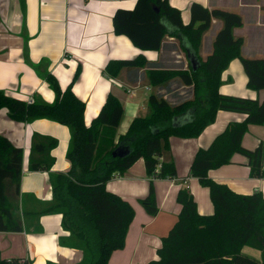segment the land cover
Returning <instances> with one entry per match:
<instances>
[{
  "label": "crops",
  "instance_id": "1",
  "mask_svg": "<svg viewBox=\"0 0 264 264\" xmlns=\"http://www.w3.org/2000/svg\"><path fill=\"white\" fill-rule=\"evenodd\" d=\"M180 11L182 23L190 22V7L197 3L208 10L222 9L240 15L242 26L233 30L235 38L243 39L242 50L249 38L264 42V0H167ZM136 0H0V90L6 95L28 103L29 99L51 104L55 95L44 79L53 75L64 90L78 70L72 85L74 95L85 104L84 123L89 126L99 114L109 93L120 101L123 115L116 138L124 135L136 117L147 112V100L154 95L179 105L194 99V85H185L178 77L153 86L147 72L152 69L190 72L188 58L196 68L199 61L184 39L165 36L158 51H141L125 36L116 35L112 17L117 9L131 10ZM222 21L212 24L201 37L198 57L205 61L212 53L213 42ZM209 38V41L206 39ZM142 56L147 64L143 68H122L116 77H109L105 68L109 62L135 59ZM249 59L264 58L245 54ZM221 74L219 93L259 102L264 101V90L247 87V78L241 60L234 59ZM185 119V115L182 116ZM181 118V117H179ZM245 115L219 111L215 120L196 138H169V150L163 151L161 162H173V179H154L158 213L151 217L137 203L146 193L148 177L142 159L136 161L121 176L106 183L107 191L118 195L133 208L135 216L128 228L124 247L114 251L108 264H147L158 258L156 252L177 221L180 205L178 191L186 188L193 196L200 215H212L213 205L209 191L198 180L189 176V168L196 152L210 146L212 141L232 122H241ZM0 135L14 147L22 150V171L19 193L14 183L5 182V196L20 232H0V256L9 262L25 264H80L83 252L66 247L69 233L64 231L62 216L44 213L53 202L52 178L66 174L71 164L66 158L69 129L61 124L39 119L30 123L16 122L0 110ZM47 139L56 141L49 151L52 165L47 171H30V160H44L45 153L35 152V144ZM242 147L254 151L263 148L264 126L250 125L242 138ZM264 170V164H263ZM208 176L216 183L227 186L235 193L264 195V174L261 178L249 175L248 159L234 154L230 164L210 170ZM242 254L261 260L258 250L244 247Z\"/></svg>",
  "mask_w": 264,
  "mask_h": 264
},
{
  "label": "trees",
  "instance_id": "2",
  "mask_svg": "<svg viewBox=\"0 0 264 264\" xmlns=\"http://www.w3.org/2000/svg\"><path fill=\"white\" fill-rule=\"evenodd\" d=\"M214 19L221 20L222 27L215 36L212 53L201 61L197 54L201 37ZM112 25L116 35L127 37L141 51H158L167 35L184 39L198 58L195 71L152 69L147 75L153 86L175 77L185 85H194V99L170 106L162 98L149 96L146 114L133 119L126 133L117 139L122 104L109 93L99 114L86 126L85 104L72 91L78 70L64 90L53 75H44L55 95L51 104L26 103L0 90V110L5 109L10 119L23 123L45 119L69 129L66 158L71 168L52 178L53 202L44 213L61 214V226L69 233L65 245L83 252L80 264H108L111 254L124 247L134 210L127 201L107 191L106 183L123 175L140 159L151 181L175 178L174 163L160 161L162 152L169 150V138H196L214 122L217 112L240 113L245 115L244 120L229 123L209 147L199 149L189 168V176L208 189L213 214L200 215L193 196L186 188L180 189L176 198L180 205L177 221L161 239L158 258L147 264H264V195L235 193L208 176L210 170L230 164L236 153L248 159L250 177L261 178L264 174L263 148L250 151L241 144L250 125L264 126V101L219 93L221 73L234 59L241 60L247 87L264 90V58H243V39L233 36V30L242 26L240 15L222 9L208 10L193 3L190 22L184 25L180 11L167 0H136L133 9L115 11ZM146 64L142 56L112 61L105 72L114 78L122 68H143ZM184 115L186 123L173 127L172 120ZM55 146L52 139L35 144L33 150L45 153V157L43 161L31 159L29 170H49V151ZM117 149L124 153L123 157L112 155ZM22 157V150L0 135V232L22 230L14 220L4 189L9 180L15 185V194L19 193ZM151 181L148 195L139 202L148 215L155 216L158 207ZM244 247L258 250L261 260L243 255ZM0 264L20 263L7 262L0 256Z\"/></svg>",
  "mask_w": 264,
  "mask_h": 264
},
{
  "label": "rangeland",
  "instance_id": "3",
  "mask_svg": "<svg viewBox=\"0 0 264 264\" xmlns=\"http://www.w3.org/2000/svg\"><path fill=\"white\" fill-rule=\"evenodd\" d=\"M250 40H249V42L247 43V42H245V45H244V49L242 50V48H241V54H242V51L247 55V54H251V55H259V53H264V42L260 39V40H255L253 37H251V38H249ZM207 41H209V38H207L206 39ZM230 64L231 63H229L228 64V66L222 71V73L223 72H225L228 68H229V66H230ZM221 73V74H222ZM124 175V174H123ZM165 180V179H164ZM150 179L148 178V183H146V193H147V195H148V191H149V185H150ZM152 182V185L154 184L153 182H154V180H152L151 181ZM153 191H154V185H153ZM146 195V196H147ZM145 196V197H146ZM154 196H155V201H156V194H155V191H154ZM144 197V198H145ZM138 202V204L142 207V205L140 204V202H139V199L137 200ZM156 205H157V203H156ZM133 208V207H132ZM142 209H143V207H142ZM133 210H134V208H133ZM144 210V209H143ZM144 212H145V210H144ZM135 213L136 212H134V216H135ZM145 214H147L146 212H145ZM148 215V214H147ZM148 216H150V215H148ZM151 217H153V216H151ZM252 249V248H251ZM256 250V249H255Z\"/></svg>",
  "mask_w": 264,
  "mask_h": 264
},
{
  "label": "water",
  "instance_id": "4",
  "mask_svg": "<svg viewBox=\"0 0 264 264\" xmlns=\"http://www.w3.org/2000/svg\"><path fill=\"white\" fill-rule=\"evenodd\" d=\"M188 58H189V60H190V62H191V66H192V68H193V71H195L197 68H196V66H195V61H194V59L193 58H190L189 56H188ZM199 67V66H198ZM186 123V120L181 116V118H174L173 120H172V126L173 127H179V126H181V125H183V124H185ZM114 157H116V156H119V157H123V155H124V153L122 152V151H119L118 149L115 151V152H113V154H112Z\"/></svg>",
  "mask_w": 264,
  "mask_h": 264
},
{
  "label": "built area",
  "instance_id": "5",
  "mask_svg": "<svg viewBox=\"0 0 264 264\" xmlns=\"http://www.w3.org/2000/svg\"><path fill=\"white\" fill-rule=\"evenodd\" d=\"M28 103H30V104L34 103V100H33V99H29V100H28ZM117 176H118V175H117ZM19 263H20V264H25V261H24V260H21Z\"/></svg>",
  "mask_w": 264,
  "mask_h": 264
}]
</instances>
